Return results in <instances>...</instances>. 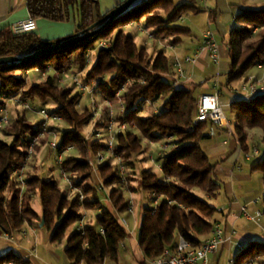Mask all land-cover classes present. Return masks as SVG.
<instances>
[{
  "label": "trees",
  "instance_id": "trees-1",
  "mask_svg": "<svg viewBox=\"0 0 264 264\" xmlns=\"http://www.w3.org/2000/svg\"><path fill=\"white\" fill-rule=\"evenodd\" d=\"M198 0H190L175 5L174 0H140L120 15L112 23L99 29L92 37L69 47L49 52L37 58L12 64L0 65V106L4 98L16 96L26 85L27 71L38 67L46 71L48 67L64 72L72 61L82 70L86 67L87 53L95 49L101 40L108 47L96 51L94 64L87 72L86 80H97L108 99H114L117 91L128 85L122 95L124 114L118 116L120 122L134 124L119 132L115 139V152L128 167L134 165L133 155L142 150V139L160 141L171 137L168 148L160 154L162 175L159 177L151 169L140 171L135 192H150L161 196L154 208H144L140 227L139 245L145 255L140 264H151L166 249H173L180 237L191 242L194 247L201 244L202 238L213 231L216 224V207L198 194L201 191L211 196L220 186L215 173L216 165L203 148L210 138L207 128L209 122H195L197 86L180 84L175 86L173 63L165 50L156 51L151 56L145 46H139L133 35L125 32L124 27L146 18V26L153 27V34L169 37L171 44L180 41L179 36L189 33V29L175 25L183 13L199 12ZM30 15L36 19L66 21L77 18V30L89 29L105 15L99 12V0H27ZM165 11L161 16L159 11ZM264 28V7L242 9L235 16V26L231 29L227 46L231 56L228 84L246 78L247 71L256 65L264 64V35L253 40L256 29ZM54 40H43L35 31L16 34L11 28L0 31V57L26 55L46 48ZM20 70L21 75L16 74ZM109 75V83L104 78ZM25 99H38L42 104L52 102L56 107L50 113L59 115L69 125L63 134L58 150L74 147L80 157L67 158L63 167L71 175L76 187H83L85 197L80 194L70 200L71 188H61L54 178H44L27 172L25 187L18 180L17 171L27 157L31 137L40 130L32 125L25 115H20L9 128L11 142L0 140V235H14L24 225H32L40 215L31 207L32 195L39 193L44 224L52 231L50 242L60 243L68 230L65 254L71 264H103L106 259L117 260L123 242L129 232L118 218V214L128 209L130 200L125 197L126 190L120 185L119 165L105 161L99 171L103 186L111 187L105 207L92 185L93 168L88 160L90 152L107 147L95 142L88 145L84 129L92 118L91 109L80 111V94H72L69 87L61 86L59 77L48 76L44 81L33 84L21 94ZM162 100L159 113L140 117L141 103ZM235 112V134L242 150L249 151L247 129L260 128L264 141V93L250 98H239L231 104ZM108 112H106L107 118ZM104 125V124H103ZM172 138H174L172 140ZM98 142V143H97ZM126 167L128 186L133 177ZM264 178V157L252 166ZM264 204V194L262 196ZM82 207L101 208L97 219L94 217L85 224V233L77 230L83 217ZM257 256H264V241L251 240L239 250L234 264H245ZM30 263V260L9 250L0 254V264Z\"/></svg>",
  "mask_w": 264,
  "mask_h": 264
},
{
  "label": "crops",
  "instance_id": "crops-1",
  "mask_svg": "<svg viewBox=\"0 0 264 264\" xmlns=\"http://www.w3.org/2000/svg\"><path fill=\"white\" fill-rule=\"evenodd\" d=\"M123 1L125 0H99L100 14H107ZM237 2L238 0H198L196 4L201 11L189 12L194 14L190 24L194 26L198 17H204L206 25L198 39H194L195 34L189 27V33L179 36L180 41L176 44H168L166 39L153 37V28L146 26V21L145 23L142 22L143 18L125 27L136 25L138 31H140L139 26L143 27L150 34L140 31L146 35L143 46L148 48L153 42L156 51L165 50L166 54L172 58V63L174 56L180 58L186 55L192 56L195 59L194 62L182 63L183 75L180 84L197 86V98L204 93L219 91L220 103L223 108H231L234 100L244 98V94L236 93L235 82L228 84L231 56L227 42L230 31L235 25V16L246 6ZM258 4L260 6L256 9L263 8L264 0H258ZM29 16L31 15L27 7V0H0V31L10 29L13 24L25 20ZM77 23L75 15L70 20L60 22L40 18L37 19L38 26L35 33L43 40H57L74 34L77 30ZM209 26L223 36L222 42L220 41L222 58L218 64L212 62L208 51L201 49L202 33ZM133 36L135 37V35ZM136 39L137 37H135V41ZM247 75L264 80V64L256 65L253 70L249 69ZM230 124L234 132L232 135L227 132V128L213 125L214 127L212 126V130L209 132L210 138L203 143V148L216 165L215 173L220 183L219 188L211 196L205 194V198L218 209L215 216L216 224L224 229L225 235L229 236L231 232H234L230 243L222 244L219 250L210 254L209 264H234L239 251L236 245L237 242L245 244L251 240H259L258 236L260 235L264 240V216L260 217L258 222H252L242 213V207H246L251 214H255L257 210L264 212V208L260 207L264 194V178L255 176L252 168L253 156H247L249 151L246 152V156H243L239 138L235 134L231 122ZM249 130L251 129H247V134ZM130 200L132 204L136 201L133 196H130ZM131 212H133V208ZM142 216L143 213L140 215L139 223L134 227H126L129 236L121 245L118 259H106L103 264H140L145 260V255L139 245ZM246 222L253 223L254 226L251 228L246 225ZM51 233L52 231H49V239ZM211 235L212 232L204 236L202 240ZM9 250H13L16 254L25 258H28L30 253L16 238L15 240H9L4 235H0V254ZM51 253L57 261L62 262L64 258L65 264L69 262L66 254L62 258L53 251Z\"/></svg>",
  "mask_w": 264,
  "mask_h": 264
},
{
  "label": "rangeland",
  "instance_id": "rangeland-1",
  "mask_svg": "<svg viewBox=\"0 0 264 264\" xmlns=\"http://www.w3.org/2000/svg\"><path fill=\"white\" fill-rule=\"evenodd\" d=\"M189 0H174L175 5H179L183 2H188ZM239 4L246 5L245 8L249 7L252 9L258 8L260 5L258 4V0H238ZM161 16H166L165 11L161 10L159 11ZM182 19H177L174 21L175 25H179L182 27L191 28L193 31L194 39H198L200 33L202 32V29L205 27V19L204 17H198L197 22L194 23V26H192L190 23H192V19L194 14L192 13H183ZM146 18L144 17L142 22L145 23ZM235 26V25H234ZM153 27H151L152 29ZM125 32L130 35H135L137 37L136 42L139 46L144 45V41L146 39V35L142 34L140 31H144L148 33L143 27L139 26V30L137 26L130 25L129 27L124 28ZM154 30V28H153ZM261 30V31H260ZM215 34L217 35L218 41L222 42L223 36L219 35L216 30L214 29ZM149 34V33H148ZM150 35V34H149ZM153 37H156L158 39L167 40L168 44H171L169 37H159L153 34ZM262 35H264V28L256 29L254 32L253 40L259 39ZM151 39V38H149ZM153 42L149 45L148 49L151 56L155 55L156 49L153 47ZM96 44L95 48L96 50L93 51V49H90L87 53V61H86V67L82 70L79 68V64H77L76 61L70 62V64L67 66L64 72L55 71L54 69L48 67L46 71H40L37 72L33 69L29 71L26 77V85L16 94L17 97H19L20 102L15 103L14 100H6L4 101V105H1L0 108H7V111L10 116V124L2 131H0V140H5L7 142H11L12 136L9 132V128L12 126L13 122L20 116L25 115L28 121L34 125L38 126L40 124V130L39 133L36 136H32L30 143L27 148V157L24 160L21 168L17 171L18 180L19 176L23 177L24 180L27 176V172L30 174H35L42 176L44 178H50L54 177L58 182L61 188H67L68 183L67 181L62 177L61 175V168L59 166V163L56 161V156L62 154V168L64 172L66 173L67 178L69 179L72 187L71 192L68 195V198L71 200L76 193H83V187H76L73 184L71 175L65 170L63 167V163L67 158L71 157H80V152L78 149L74 147H68L63 151H54L51 149V142L56 141L58 145H60L63 134L66 130H68L70 127L66 121H64L59 115L57 114H51L50 111L55 108L56 106L52 102H47L45 104H42L37 98L36 99H25L22 98L21 94L23 90H29L30 87L33 84L39 83L44 81L48 76H56L59 77V82L61 86H66L71 88L72 94H80L79 97V103L78 108L82 112L86 109H91L92 112V118L90 122L85 127L83 133L85 136V140L88 145H92L95 141V133L101 131L103 135L102 139H99L98 142H102L104 144L107 143V126H109L110 121L112 120L114 123V126L116 129H118L119 125L124 123L120 122V120L117 119L118 116H121V104L123 103L122 95L125 91V88L128 85H124L122 89L117 91L116 97L114 99H108L105 96L103 88L98 87L97 80L93 81H87L86 76L87 72L90 70V68L94 64V59L96 55V51L99 49ZM167 51L169 53V49L167 48ZM172 59V58H171ZM70 65H73L74 75H79V81L83 82L84 84L94 85L96 84V89L94 92V95L91 96V94L88 92H84L80 89L79 85L73 80L72 73H65ZM256 66L251 67L250 69L253 70ZM42 72H45V75L42 74ZM261 73V71H260ZM16 74L21 75L22 72L20 70L16 71ZM248 76L252 75H247ZM245 78V79H246ZM245 79L241 80L244 81ZM110 76L107 75L104 78V81L106 83H109ZM262 82H264L263 79H258ZM241 81L235 82V88L239 87V84ZM92 97H94L97 101L94 103V107L102 108L103 110L100 112V114H97L94 116L95 111H93V105H92ZM29 103L31 106V109H25L24 103ZM142 104V110L139 113L140 117H147L151 116L155 113L157 109H161L163 105L162 100L153 101L149 100ZM222 105V104H221ZM223 106V105H222ZM110 107L114 109L112 119H110L109 113L106 118V112H109ZM45 108L48 112V117H44L41 113H39V110ZM224 113L226 118L232 123V126L235 128V121L236 116L235 112L231 108H225ZM119 118V117H118ZM45 124V126H44ZM104 124V125H103ZM130 129L136 130L134 124L128 125ZM213 125L209 124V127L207 128L208 132L212 130ZM212 127V128H211ZM123 132V131H122ZM227 133V132H226ZM174 138H172L173 140ZM171 137L167 136L166 138H162L160 141H154L150 139L143 138L142 139V150H139L136 154H134L132 161H134V165L126 166L128 172L133 177L129 188L128 186V180L126 178V183H120V185L126 190L125 197L127 200H130V196H133L136 201H134V204H132V201L130 200L129 206H132L133 212H130L129 210H125L124 212L120 213L121 216L125 217L128 220L129 227H134V225L139 223L140 215L143 213L144 208H151L154 206L153 203V193L150 192H142L138 191L135 192L133 188L138 186V177L140 174V171L143 169H151L152 172L157 174L159 177L162 175L161 171V163L162 160L160 159V154H162L161 150H163L161 147L163 143L170 141ZM97 142V143H98ZM247 145L249 147V155L253 156V165L257 162L261 161L264 157V141L263 136L260 128H252L249 130L248 138H247ZM105 148H99L96 152H90L88 160L93 168V180L92 185H96L99 189V183L102 182V178L100 175L99 167L101 164H103L105 161H111L113 164H118L119 161L123 162V159L115 152V141L114 146L112 149L108 147ZM257 148L259 150L258 154L253 153V149ZM100 156H105L104 161L101 159ZM150 156H153L154 161L150 160ZM243 156H246V152L243 151ZM103 161V162H102ZM100 162H102L100 164ZM125 164V163H124ZM255 176L263 177L262 172L259 170H254ZM23 184H21L22 186ZM26 185V183H25ZM25 187V186H23ZM111 187L104 186V190L106 191V194H109ZM199 195L204 196L205 194L201 191H197ZM85 196V195H84ZM98 196L101 199L102 204L105 207H109V201L106 199V195L100 191L98 193ZM86 197V196H85ZM81 201V200H80ZM31 207L40 215V218L36 220L32 225H24L21 231H18L14 234V238H7L9 240H15L19 243H22L26 248L27 251L29 250V256L28 260H30V263H22V264H65L64 262V254H65V248L67 246V238L70 234V232L73 230L70 229L66 233L65 238L60 243H52L49 239V229L44 224L42 218L43 216V207L40 199L39 193H35L32 195V198L30 200ZM260 207L264 208V204L262 203V200L260 202ZM99 209V208H98ZM98 209H88L87 207H82L83 216H86V222L90 221L92 216L94 217V221L97 219L98 215ZM246 225L249 227H253V223L246 222ZM258 239L260 241H264L263 237L260 235L258 236ZM51 251H53L55 254L63 258L62 262L57 261L53 256ZM25 258V257H23ZM251 260V259H250ZM255 261L253 264H264V256H257L253 258ZM248 262V261H247Z\"/></svg>",
  "mask_w": 264,
  "mask_h": 264
},
{
  "label": "built area",
  "instance_id": "built-area-1",
  "mask_svg": "<svg viewBox=\"0 0 264 264\" xmlns=\"http://www.w3.org/2000/svg\"><path fill=\"white\" fill-rule=\"evenodd\" d=\"M182 19V16L180 17ZM37 19L29 16L27 19L19 21L11 27V30L16 33V34H21V33H28V32H33L37 29ZM203 42L201 49L208 51V54L210 56V59L212 62L218 64L222 58V53H221V45L217 39V35L215 34L214 30L209 26L207 27L203 33ZM109 43L106 40H101L98 42V48H105L108 47ZM96 50L93 49V51ZM195 59L190 56L186 55L182 58L174 56L173 58V76H174V83L175 86H179L181 83V77L183 75V67L182 63L183 62H194ZM33 70L40 72L38 67L33 68ZM30 71V70H29ZM27 71V74L29 73ZM65 73H72L73 80L79 85L80 89L84 92H89L92 95H94L95 89H96V84L94 85H89V84H84L83 82L79 81V75L78 74H73V65H70L69 68ZM43 75H45V72H42ZM241 93L244 94V98H250L256 94L259 93H264V82L256 79L254 76H248L244 81H241L239 84V87L236 88V93ZM6 99V98H4ZM14 100L15 103H19L20 99L17 96H13L11 98H7L6 100ZM97 100L92 97V105H93V111H95L94 116L97 114H100V112L103 110L102 108L99 107H94V103ZM25 109H31V106L29 103H24ZM142 106V104H141ZM143 109V108H142ZM114 109L110 107L109 109V116L110 119H112ZM160 109H157L155 113H159ZM39 113H41L44 117H48V112L45 108H42L39 110ZM121 116L124 114V105L123 103L121 104ZM195 122H209L212 123L215 126H220V127H225L227 128V132L232 135L234 132L231 128V124L229 120L226 118L225 113H224V108L220 103V92L215 91L213 93H204L201 94L196 103V115L194 118ZM10 124V116L7 111V108H0V131L4 130L8 125ZM45 126V124H44ZM107 143L108 147L110 149L113 148L114 146V141L116 139V135L119 132L125 131L128 128V124L126 122L122 123L119 125L118 129L115 128L113 121H110L109 126H107ZM103 135L101 131L95 133V139L99 140L103 138ZM163 150L168 148L167 144H163L161 147ZM51 149L54 151H58V144L56 141L51 142ZM259 150L257 148L253 149V153L257 154ZM250 157L251 155H247ZM101 159H103L105 156H100ZM150 160L154 161L153 156H150ZM56 161L59 163L60 170H61V175L62 177L67 181L68 186L72 187L69 179L66 176V173L64 172L62 168V154L56 156ZM102 161V162H103ZM100 162V164L102 163ZM119 168V175L121 177L120 182L121 183H126V165L119 161L118 163ZM19 181L20 184H23L25 186V180L23 177L19 176ZM99 189L105 194L106 191L104 190V186L102 182L99 183ZM73 188V187H72ZM80 200L84 201L85 196L83 193L80 192ZM161 200V196L158 194L153 193V203H154V211L156 207L158 206L159 202ZM130 212L132 211V206H129L128 209ZM101 213V208L98 209V214ZM242 213L245 215V217L252 221V222H258L259 218L264 216V212L262 210H257L255 214H251L247 211L246 207H242ZM98 217V215H97ZM118 218L120 223L124 227H128V220L121 216V214H118ZM85 224H86V216H83L82 219L79 221L77 230L80 231L82 234L85 233ZM233 233L229 236H226L224 233V229L219 225L215 224L212 235L204 240H202L201 244L197 247H194L191 242L183 237L179 238V241L177 245L171 249H166L164 253L153 259L151 261V264H209V256L210 254L216 252L219 250L222 244L231 242ZM5 237L7 238H14V235L10 234H4ZM237 248L239 250L243 249L244 244L242 242H237ZM255 261L253 259L249 260L245 264H253ZM67 264H71L68 262Z\"/></svg>",
  "mask_w": 264,
  "mask_h": 264
},
{
  "label": "water",
  "instance_id": "water-1",
  "mask_svg": "<svg viewBox=\"0 0 264 264\" xmlns=\"http://www.w3.org/2000/svg\"><path fill=\"white\" fill-rule=\"evenodd\" d=\"M139 1L140 0L123 1L122 3L118 4L115 8H113L111 11H109L103 18L96 21L89 29L78 31L72 35L54 40L50 42V44L42 50L35 51L26 55L0 57V65L25 62L37 58L41 55L47 54L49 52H54L63 49L65 47H69L75 43L90 38L99 29L112 23L115 19H117L120 15L126 12L131 6H133ZM42 220L44 222V217L42 218Z\"/></svg>",
  "mask_w": 264,
  "mask_h": 264
}]
</instances>
